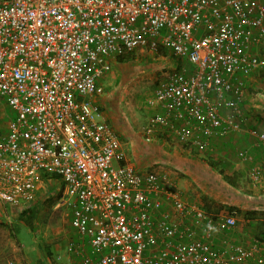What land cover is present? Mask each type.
I'll return each instance as SVG.
<instances>
[{"label":"built area","instance_id":"1","mask_svg":"<svg viewBox=\"0 0 264 264\" xmlns=\"http://www.w3.org/2000/svg\"><path fill=\"white\" fill-rule=\"evenodd\" d=\"M263 40L264 0H0V101L11 112L0 202L26 207L57 175L58 203L88 245L69 247L79 264H264L257 240L215 247L199 237L198 225L204 237L233 227L235 211L215 218L185 202L165 171L125 162L91 98L107 57L166 48L180 62L157 81L160 111L141 134L148 141L159 128L202 150L240 129L245 79L264 70Z\"/></svg>","mask_w":264,"mask_h":264},{"label":"crops","instance_id":"2","mask_svg":"<svg viewBox=\"0 0 264 264\" xmlns=\"http://www.w3.org/2000/svg\"><path fill=\"white\" fill-rule=\"evenodd\" d=\"M135 50H133L134 53ZM256 50L260 56L264 57V40ZM139 51L142 50L139 49ZM150 51L156 53L157 59L162 60L158 65L165 69L164 73L180 62L166 48L158 47ZM115 57H107L110 73L97 80L99 91L91 98L99 105L106 122L115 131L119 147L125 155V162L132 164L142 173L151 170L165 171L172 187L179 191L185 202L202 208L215 218L229 212L222 210L229 206L239 207L243 215L246 211L256 212L253 218L242 216L240 222L233 227H215L206 237L200 230L201 226H196L197 235L205 238L211 245L221 247L225 243L233 242L248 247L250 239L257 240L254 233L256 223L259 222V240L257 241L264 246V140H258L249 135L251 130L264 134V70L259 69L245 79L244 93L240 103L242 110L240 129L220 137H210L207 147L201 150L180 144L174 135L163 132L159 128L155 129L150 140L146 141L143 138L141 130L148 117L160 111V107L154 101V88L149 90L146 97L141 94L140 88V93H136L133 98H128L124 89L126 85L120 84L126 79L120 68L121 64L133 63V61L119 63L116 62ZM8 122L9 118L4 116V113H0V138L6 134ZM241 152H246L248 157H242ZM209 159L216 161L225 173L234 176V185L223 179L218 168L209 165ZM56 179L51 178L50 182ZM39 187L40 184L35 193V200L26 207L15 209L0 202V264H6L8 260H12L6 259L8 258L6 253L9 251L16 253V250L20 258L14 257L15 264H52L50 257L54 258V256L57 264H79L80 256L70 251L69 247L79 244L82 251L86 253L88 245L70 226L69 211H63L64 221L67 222L65 229L69 236L63 235L61 241H58L59 237L43 239L40 238L39 232L35 235L43 221L40 219L41 213L46 209L42 208V203L51 194L47 190L41 191ZM250 194L256 197L258 201L255 202L256 206H249L250 202L246 198L250 197ZM56 206L60 207L58 201ZM163 206L171 210L168 199L164 200ZM236 216L237 213L235 219ZM186 220L192 221V217L187 215ZM10 228L12 230H9ZM16 229L23 234L31 231V239L17 238ZM10 232L14 239L10 238ZM25 242H28L27 251L23 249ZM34 244L36 247H33ZM61 256L64 260H58ZM230 264H256V262L254 258H249L240 263Z\"/></svg>","mask_w":264,"mask_h":264},{"label":"rangeland","instance_id":"3","mask_svg":"<svg viewBox=\"0 0 264 264\" xmlns=\"http://www.w3.org/2000/svg\"><path fill=\"white\" fill-rule=\"evenodd\" d=\"M141 50L142 51H139V49L135 50L137 53L135 52L136 56L132 60L133 63L121 64L120 71H121L122 75L125 76L126 79L123 82L121 81L120 84L126 85V87H124V89L126 90L128 98L135 97L136 93H140V91H142L141 94L146 97L149 90L154 88V85L156 84L155 81L156 80L158 81L159 79H161L163 77V73L165 72V69H163L161 65H158V63H161L162 60L157 59V57L155 55L156 53H154V52H152L146 48H143ZM263 54H264V51H263ZM109 66H110V64H109ZM125 67H126V69H125ZM109 73H110L109 71L106 72L104 74V77ZM140 88H141V90L139 91ZM127 100L130 103V100L129 99H127ZM0 113L1 114L4 113V116H6L7 118H9L11 116V112H10L9 108L2 101H0ZM249 135H251V134H249ZM240 155L242 157H248L247 156L248 154L246 152H241ZM247 182H249V181H247ZM39 184H40L39 189L41 191L47 190V191H50L51 194H49L48 198L44 199V201L42 203V208H46V209L41 213L40 219L41 220L43 219V221L39 225L40 229L39 230L37 229V234H35V235H38V232H39L40 238L50 239V238L59 237L57 240L61 241V237L63 235H65V236L68 235L67 230L65 229L66 228L65 225L67 224V222L64 221L65 218L63 216L65 214L63 211H68V210L64 205L60 206V207L56 206V203L58 201V194H59V191L61 190L62 184L58 179L53 180L48 185H45L44 181H41ZM50 186L53 188L51 189ZM45 187L47 189H45ZM251 192H253V191H251ZM253 196L254 195L250 194V197L246 198L247 201L250 202L249 206H256L255 202L257 201V199H256V197H253ZM222 210L224 212V211H227L228 208H224ZM242 216H244L243 212L241 214L237 213L235 224L240 222L241 218H243ZM41 227H42V229H41ZM56 229H58L59 232H57L58 230H56ZM227 229H229V228H227ZM9 230H12V229L10 228ZM16 230H17V233H16L17 238L23 239V237H26L27 239H29V238L31 239V237H32L31 231L29 233L26 232V234H23L22 231H20V233H19L18 229H16ZM21 230H22V228H21ZM43 235H45V236H43ZM10 236H11L10 238L14 239L12 232H10ZM251 237H253V235H251ZM250 240H251V242L249 243V245L251 243H253L252 239H250ZM23 245H24L23 249L27 251L28 242L23 243ZM33 247H36V244H34ZM41 248H42V246H41ZM35 249L36 248H34V250ZM59 252H61V250ZM7 254H8V256H6V257H8V258H6V259L15 260V258H14L15 256H16V258H20V254L17 250H16V253H14V252L12 253L11 251H9L8 253H6V255ZM52 254H54V253H52ZM50 260H51L52 264H57V259H55V256H54V258L50 257ZM58 260H64V259L61 256V259H58Z\"/></svg>","mask_w":264,"mask_h":264},{"label":"trees","instance_id":"4","mask_svg":"<svg viewBox=\"0 0 264 264\" xmlns=\"http://www.w3.org/2000/svg\"><path fill=\"white\" fill-rule=\"evenodd\" d=\"M134 58H135V53L133 50H128V51L125 50V51L121 52L119 55H117L115 57V60H116V62L122 63V62L133 60ZM204 160H206V159H204ZM208 162H209V165L211 167L218 168L219 173H221L223 179L227 183L234 185V176L233 175H228L227 173H225L224 170L221 167H219L218 163L216 161H214L213 159H209ZM50 176H51V178H58V176L54 175V174H51ZM227 208H228V211H230V212L234 210L235 214L236 213H242V211L240 210L239 207L229 206ZM255 214H256L255 211H246V212H244V217L245 218H250V217L253 218L255 216ZM256 224H257V227L255 228L254 235H255L256 239L259 240V222Z\"/></svg>","mask_w":264,"mask_h":264}]
</instances>
